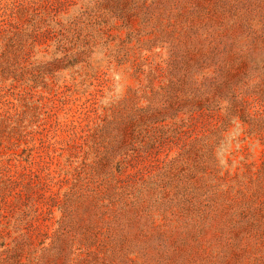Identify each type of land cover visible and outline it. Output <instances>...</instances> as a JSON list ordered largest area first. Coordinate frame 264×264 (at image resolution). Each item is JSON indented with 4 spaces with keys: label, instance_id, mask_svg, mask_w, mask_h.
<instances>
[{
    "label": "rangeland",
    "instance_id": "rangeland-1",
    "mask_svg": "<svg viewBox=\"0 0 264 264\" xmlns=\"http://www.w3.org/2000/svg\"><path fill=\"white\" fill-rule=\"evenodd\" d=\"M0 264H264V0H0Z\"/></svg>",
    "mask_w": 264,
    "mask_h": 264
}]
</instances>
